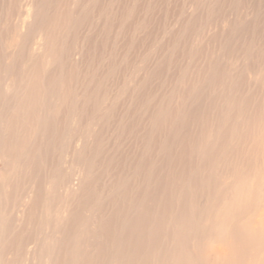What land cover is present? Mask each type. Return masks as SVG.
<instances>
[{
  "label": "rangeland",
  "instance_id": "374dc122",
  "mask_svg": "<svg viewBox=\"0 0 264 264\" xmlns=\"http://www.w3.org/2000/svg\"><path fill=\"white\" fill-rule=\"evenodd\" d=\"M206 42L204 121L221 138L230 107V141L258 130L264 0H0V264H117L121 230L127 263H144L180 212L159 204L166 186L197 165L173 158L165 116Z\"/></svg>",
  "mask_w": 264,
  "mask_h": 264
},
{
  "label": "bare ground",
  "instance_id": "6f19581e",
  "mask_svg": "<svg viewBox=\"0 0 264 264\" xmlns=\"http://www.w3.org/2000/svg\"><path fill=\"white\" fill-rule=\"evenodd\" d=\"M183 50L186 51L187 46H184ZM177 52L179 53V51ZM210 53L209 57L207 42L202 43L199 53H195L192 70L187 68L185 61V71L182 73L178 91L181 105L178 107L177 113L171 107L175 100L172 98V102L168 107V114L165 116V124L168 130L166 138H168L169 148L174 144V151L179 153V155L173 154V158L178 160V163L180 161L185 167L189 159L196 161L197 165L186 176L183 183L171 182L166 186L167 196L170 195V197L159 204L162 205L163 203L164 206L168 203L171 206L173 202L177 203L180 212L175 216L174 230L168 232L165 230L164 233L163 227L157 229V238L149 246V250L143 259L144 263L142 264H264V122L258 130L255 129L249 133L236 136L230 141L229 138L233 134H231L228 125L231 124L232 115L235 113L233 109L227 111L230 109L228 107L227 110L225 109L226 112L223 116L221 115L222 117L212 122V125L222 124L226 128L221 133V135L223 134L221 138L216 139V136L214 137L213 128L210 129L204 121L205 117H208L206 116L207 110L204 107L206 101H212L210 110L212 114L216 112L213 104L214 98L209 99L211 94H214V87H216L213 83L214 79L212 78L214 77H212V73L210 72L209 63L215 52ZM243 75L245 74L243 73ZM211 79L212 82H210ZM193 88L197 89L196 114L195 117L190 118L187 103L192 96ZM178 120L179 126L177 127ZM175 128H177L178 132L177 138L175 137ZM214 138V145L210 148L208 141ZM191 174L193 176L189 177ZM152 175L154 176V173ZM124 193L125 181H122L120 182V195L123 196ZM155 201L158 203L156 199ZM169 220L172 221V218ZM121 229H124L122 222ZM122 232L121 230L120 236H118L120 239V259H117V264H135L133 257L129 263L126 261V254L128 253L125 250V238L123 240L125 234H122ZM166 235H168L167 238Z\"/></svg>",
  "mask_w": 264,
  "mask_h": 264
}]
</instances>
